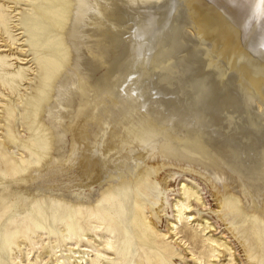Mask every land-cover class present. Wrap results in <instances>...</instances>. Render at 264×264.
Here are the masks:
<instances>
[{
    "label": "bare ground",
    "instance_id": "6f19581e",
    "mask_svg": "<svg viewBox=\"0 0 264 264\" xmlns=\"http://www.w3.org/2000/svg\"><path fill=\"white\" fill-rule=\"evenodd\" d=\"M31 1V8L18 11L14 26L22 30L20 51L31 65L10 64L9 57L0 55V98L5 99L0 104L6 103L0 105V143L5 139V115L11 131L34 141L33 161L21 158L18 163L28 176L27 199L33 205L43 204L40 213L51 211V203L58 205L57 210L67 205L75 214L101 220L106 207L118 206L114 211L118 219L124 214L122 203L155 180L162 192L159 211L177 214L178 222L168 225H177L185 215L203 224L193 218L191 208L212 203L218 208L228 198L264 228V99L250 83L242 88L245 95L251 94L250 102L263 107L260 115H250L248 103L242 105L233 92L222 105H212L201 114L197 109L206 106L212 82L216 84L215 70L212 66L214 74L210 70L209 75L202 71L207 77L203 85L177 79L181 68L179 62L172 63L171 55L177 46L181 51L184 47L183 27L163 25L172 29L171 38L160 45L152 0ZM5 34L9 46L21 40L8 30ZM197 53L193 50L190 55ZM166 59L171 62L166 64ZM174 84L177 90L170 89ZM177 92L185 97L179 98ZM3 143L9 155L18 157L15 146ZM185 176L200 184L201 194L191 192ZM201 219L206 229L217 231L222 225L217 216ZM150 224L156 227L151 220ZM105 245L112 247L109 238ZM76 246L72 244L70 253L78 251ZM231 249L229 243L224 245L226 252ZM87 252L84 248L78 253L88 258ZM216 252L211 257L222 253ZM79 255L72 263L87 264ZM21 257L16 256L14 263L23 264ZM51 264L69 262L55 258Z\"/></svg>",
    "mask_w": 264,
    "mask_h": 264
},
{
    "label": "rangeland",
    "instance_id": "374dc122",
    "mask_svg": "<svg viewBox=\"0 0 264 264\" xmlns=\"http://www.w3.org/2000/svg\"><path fill=\"white\" fill-rule=\"evenodd\" d=\"M167 1L152 0L150 11L154 14L155 39L159 40L160 45H166L165 41L171 38L172 29L163 25L171 23L172 28L183 27L181 33L184 47L181 51L177 46L171 55L172 63L179 62L181 68L177 79L181 77L185 78L183 81H187L188 78L189 81L203 85L207 80L203 72H208L207 75L216 73L213 77L216 84L213 85L212 82L213 87L203 102L206 106L197 110L205 114L208 107L222 105L226 96L233 92L239 94L242 105L248 103L250 115H260L263 107L258 108L254 102H250L251 94L245 95L242 87L249 86L246 84L250 83L254 92L264 99V0ZM33 4L31 0H0V55L9 57L7 60L10 64L27 63L23 65L26 67L31 65L28 63L30 58L20 51L23 44L22 30H17L19 27L14 26L17 24L18 11L31 8ZM4 29L15 39L21 40L9 46ZM202 37L206 39L203 41ZM193 50L198 52L195 57L190 55ZM223 52L229 59L227 56L223 59ZM217 60H220L219 63ZM171 61L166 59V64ZM220 63L221 66L224 64L223 67ZM217 65L221 67V71L220 67L217 69ZM257 66L262 68L256 72ZM242 68L245 69L244 72ZM169 87L177 90L175 84ZM177 93L179 98L185 97L183 92ZM3 100L5 99L0 98V103ZM0 105L6 106V103ZM227 109L228 106L223 110ZM113 113L116 115L115 110ZM123 113L124 111H120V115L127 114ZM3 119L6 122V140L0 143V264H15L14 258L22 255L23 264H51L55 258H64L69 264H73V257L78 254L82 261L86 259L87 264L90 259L93 264H241L240 261L244 264H264V228L246 218L228 198L218 208L213 207V203L211 206L191 208L195 213L193 218L203 221V224L189 221L190 218L185 215L180 223L171 226L168 225L171 221L178 222L174 218L177 214L159 211L162 192L155 180H149L137 190V194H131L122 203L120 209L124 214L118 219L114 213L119 209L118 206L106 207L100 216L101 220L86 213L75 214L67 205H63L60 208L62 210H57L58 205L51 203H48L51 211L46 208L48 212L40 213L39 209L43 204L33 205L27 199L24 182L28 176L24 173L25 168L18 163L21 158L32 162L34 156L31 149H35L36 145L31 136L21 137L16 130L9 129L11 120L7 115ZM3 142L15 146L14 152L18 151V157L9 155ZM22 152L25 154H21ZM183 180L192 193H202L200 184L193 178L185 176ZM203 215L219 217L222 220L221 227L217 231L206 229V221L201 219ZM150 220L155 228L151 226ZM95 223L100 225L99 229H95ZM169 226L171 229H168ZM224 230L228 233L224 234ZM107 238L112 247L105 245ZM73 243L77 244L78 251L70 253ZM227 243L233 247L229 252L224 250ZM34 245L37 248H33ZM25 246L31 249L26 250ZM84 248L88 250V258L87 254L78 253ZM217 249L224 254L211 257L218 254ZM193 254L198 261L191 257ZM25 257L28 260L25 261Z\"/></svg>",
    "mask_w": 264,
    "mask_h": 264
}]
</instances>
